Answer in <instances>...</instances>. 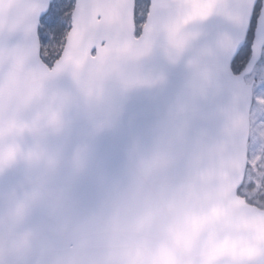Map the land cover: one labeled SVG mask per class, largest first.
Listing matches in <instances>:
<instances>
[{
    "label": "water",
    "instance_id": "1",
    "mask_svg": "<svg viewBox=\"0 0 264 264\" xmlns=\"http://www.w3.org/2000/svg\"><path fill=\"white\" fill-rule=\"evenodd\" d=\"M250 24L213 16L179 50L83 53L0 108V264H205L234 247L212 236L249 222L236 184L264 16L241 72L230 60Z\"/></svg>",
    "mask_w": 264,
    "mask_h": 264
},
{
    "label": "snow or ice",
    "instance_id": "2",
    "mask_svg": "<svg viewBox=\"0 0 264 264\" xmlns=\"http://www.w3.org/2000/svg\"><path fill=\"white\" fill-rule=\"evenodd\" d=\"M213 16L236 29L250 21L246 33L247 41L252 34V44L253 30L258 32L264 16V0H0V108L35 95L50 73L83 53L96 56L127 50L146 55L161 39L170 51L179 50L201 33L192 26ZM247 59L241 45L230 60V71L240 72L241 61ZM252 86L264 89V79L257 85L253 77ZM254 100L260 102L250 90V110ZM260 159L264 157L251 165L255 172L260 171L256 167ZM248 167L246 159L236 195L255 189V196L264 199V177L254 178ZM241 199L249 222L239 229L217 226L213 240L228 237L235 246L219 250L214 259L203 257L205 264H264V215L259 200L250 203L246 193Z\"/></svg>",
    "mask_w": 264,
    "mask_h": 264
},
{
    "label": "rangeland",
    "instance_id": "3",
    "mask_svg": "<svg viewBox=\"0 0 264 264\" xmlns=\"http://www.w3.org/2000/svg\"><path fill=\"white\" fill-rule=\"evenodd\" d=\"M250 42V37L247 43ZM253 77L256 78V84L258 85L261 79H264V48L262 51V57L259 64H257L251 74L246 78L248 82L253 80ZM253 96L256 99H259L260 102L256 103L255 100L252 102L250 110V132L248 139V164L247 169L248 173L251 174L254 178L264 177V159H260V163L256 165L260 169L259 172H255L252 168V164L258 158L264 157V89H259L258 87L253 86ZM264 191V189H261ZM245 193L251 197L252 203H256L259 200V197L255 196V189H245L240 192V195L243 196ZM264 202V200L262 201ZM259 207H264V203H260Z\"/></svg>",
    "mask_w": 264,
    "mask_h": 264
},
{
    "label": "trees",
    "instance_id": "4",
    "mask_svg": "<svg viewBox=\"0 0 264 264\" xmlns=\"http://www.w3.org/2000/svg\"><path fill=\"white\" fill-rule=\"evenodd\" d=\"M244 51H245L246 55L248 56V55H249V48H248V46H246V47L244 48ZM245 61H246V60H245ZM245 61H241V63L244 65ZM261 192H264V191L261 190ZM263 200H264V199L259 198L260 203H264V202H262ZM250 202L252 203L253 201L250 200Z\"/></svg>",
    "mask_w": 264,
    "mask_h": 264
}]
</instances>
